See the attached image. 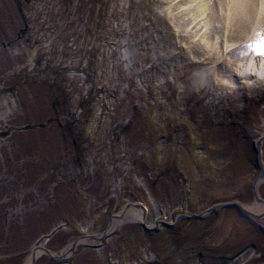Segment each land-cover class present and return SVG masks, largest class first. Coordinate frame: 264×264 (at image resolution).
<instances>
[{
    "label": "rangeland",
    "instance_id": "1",
    "mask_svg": "<svg viewBox=\"0 0 264 264\" xmlns=\"http://www.w3.org/2000/svg\"><path fill=\"white\" fill-rule=\"evenodd\" d=\"M166 5L32 0L20 13L0 0V264L102 236L131 202L147 207L158 231L122 223L66 260L44 253L35 264H264L263 224L235 207L207 212L255 204L264 79L238 77L249 51L233 47L248 42L252 22L234 20L221 55L201 39L205 28L196 34ZM94 45L101 53L91 64ZM59 69L73 114L83 102L75 147L69 128L49 122L60 99L45 80ZM259 190L264 198V181Z\"/></svg>",
    "mask_w": 264,
    "mask_h": 264
},
{
    "label": "bare ground",
    "instance_id": "2",
    "mask_svg": "<svg viewBox=\"0 0 264 264\" xmlns=\"http://www.w3.org/2000/svg\"><path fill=\"white\" fill-rule=\"evenodd\" d=\"M102 7L106 5L108 0H99ZM164 2L165 10L169 14V9H173L175 16H180L184 25H192L196 34L205 32L201 35V39L206 38L211 40L210 47L215 50H222L221 55L229 54V49L232 47L228 44L229 26L235 22L234 20L246 18L251 20L252 30L249 39H256L258 32L264 28V0H157ZM170 16V15H169ZM189 18L185 20V18ZM184 18V19H183ZM223 22L220 35V27L216 21ZM190 26V27H192ZM220 35V36H219ZM249 51L240 60L237 75L239 78H257L264 79V55L259 54V49L252 51V47L248 44L233 46ZM207 70L202 72L207 75ZM264 140V135H263ZM256 218L260 217L259 222L264 225V206L255 203L253 206L246 207ZM143 214L141 210L128 209L121 212L120 217H114L109 228V231L115 230L122 223L130 221H142ZM83 242V241H82ZM85 242V241H84ZM80 243V242H79ZM44 246V245H43ZM35 255H29L25 264H33V259H38L44 255L43 247L39 248ZM43 249V250H42ZM64 251L67 256L70 251Z\"/></svg>",
    "mask_w": 264,
    "mask_h": 264
},
{
    "label": "flooded vegetation",
    "instance_id": "3",
    "mask_svg": "<svg viewBox=\"0 0 264 264\" xmlns=\"http://www.w3.org/2000/svg\"><path fill=\"white\" fill-rule=\"evenodd\" d=\"M14 1L16 3L20 13L24 12L23 8L25 5L30 4L32 2V0H14ZM70 10H72V8H70ZM76 13L79 14L80 12L78 10L74 9L73 15ZM79 19L81 20L80 17H79ZM72 25H73V21H72ZM28 27L32 28V24L31 23L28 24L26 26L25 31L28 30ZM96 39H98V38H96ZM100 52H101V48H96V47L93 48V46H92V48L88 52V55L90 56V63L91 64H94L100 58ZM64 71L72 72L71 70H64ZM73 72H75V71H73ZM43 74H44V70L41 71V69H40V75H43ZM53 74H56L55 77L50 78L49 80H45V81H48V84L52 85V87H55L56 90L58 91L57 97H59V98H57V99L58 100L60 99V100L57 102H54L53 104L58 103L59 109H57L56 114L59 116L56 118H50L49 122H51V123L56 122V124L60 128H69V131H70L69 133H70L72 145L74 147L81 145V140L83 138V135H82V133H80V132L78 133L76 131L81 129V124L79 123V120H80V115H81L82 110H83V102H82L81 106L78 108V112L76 114L75 113L73 114V112H72V105L73 104L70 100L67 99L68 94H67V91L65 89L66 84L68 83L67 78L64 77L65 75L63 74L62 71L60 72V69L53 72ZM59 84L61 86H59ZM95 92H96V89H93L92 91H90L88 93L92 95ZM80 94H81V91H78V90L76 91V89H74V91L72 90L71 96L76 95L77 97H80L83 101L84 96H81ZM63 96H64V98H63ZM94 100H96V98ZM53 107H55V105ZM63 137H65V134Z\"/></svg>",
    "mask_w": 264,
    "mask_h": 264
},
{
    "label": "water",
    "instance_id": "4",
    "mask_svg": "<svg viewBox=\"0 0 264 264\" xmlns=\"http://www.w3.org/2000/svg\"><path fill=\"white\" fill-rule=\"evenodd\" d=\"M257 152H258V164H259V167L261 169V174H260V177L259 179H263L264 178V165H263V161H262V158H261V150H260V147H257ZM258 179V180H259ZM258 180L256 181L255 183V186L257 185V182ZM255 197L258 201H261V198L259 197V194L258 192L255 190ZM263 201V200H262ZM261 201V202H262ZM134 207V208H138V209H143L144 211H146V208L141 205V204H138V203H130L128 207ZM237 207L243 214L247 215V216H251L252 213L247 211L246 209H244L240 204L238 203H223V204H218V205H214L212 206L211 208H209V210H207V212H211L213 210H216V209H221V208H228V207ZM187 218H192L191 216H186ZM195 217H200V216H195ZM146 216L144 214V218H143V221H141V224L142 226L145 228V230H151V228H149L146 224V220H145ZM166 226H171L170 224L168 223H164ZM109 233L108 232H105L101 237H98V236H95V235H87V236H83L81 237L80 239H78L72 246V251L75 252L77 246L79 245V242L80 240H84V239H87V238H94L96 240H99L101 238H104L108 235ZM49 253V255L51 256V258H53L54 260H57V261H60V260H63L64 258L63 257H57L55 255H53L49 250L47 251ZM35 262V260H34Z\"/></svg>",
    "mask_w": 264,
    "mask_h": 264
},
{
    "label": "snow or ice",
    "instance_id": "5",
    "mask_svg": "<svg viewBox=\"0 0 264 264\" xmlns=\"http://www.w3.org/2000/svg\"><path fill=\"white\" fill-rule=\"evenodd\" d=\"M257 47L259 49V54L264 55V35L261 36V39L258 42Z\"/></svg>",
    "mask_w": 264,
    "mask_h": 264
}]
</instances>
